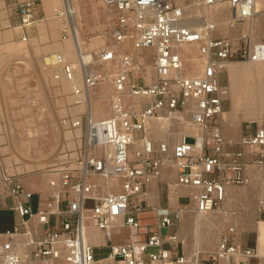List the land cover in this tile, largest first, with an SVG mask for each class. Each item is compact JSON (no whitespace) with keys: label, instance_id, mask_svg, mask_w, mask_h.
I'll return each instance as SVG.
<instances>
[{"label":"built area","instance_id":"2783aa9c","mask_svg":"<svg viewBox=\"0 0 264 264\" xmlns=\"http://www.w3.org/2000/svg\"><path fill=\"white\" fill-rule=\"evenodd\" d=\"M104 2L116 9L115 40L152 51L150 70L139 72L140 64L129 50L118 53L114 47H104L96 53L93 66L119 61L111 70V112L98 118L84 111L65 121L84 131L83 144L62 152L60 165L48 180L52 190L45 197L39 194L36 206L35 192L0 162L11 208L20 217L14 229L4 233L7 238H0V264H189L179 232L188 205L148 204L149 184L159 180L165 168H172L175 180L167 182L168 201L186 198L193 211L207 213L224 205L230 188L246 183L249 166L264 165V124L246 123L241 137L234 140L225 138L220 120L228 95L221 76L232 61L264 62V39L250 33L236 40L215 37L218 23L209 14H201L202 24L195 26L185 17L188 7L173 0ZM256 2L193 0L200 8L227 3L230 26L255 16ZM38 11L36 0L19 3L24 28L36 22ZM54 14L64 21L63 38L71 36L65 5L55 8ZM27 40L24 33L22 41ZM187 44L199 46L195 75H187V60L181 53ZM54 68L56 79L69 80L82 69L61 53ZM105 76L97 68L86 70L72 91L89 96ZM2 98L0 89V123ZM157 120L174 121L171 129L177 123L196 131L177 140L172 132L156 138ZM178 189L186 192L178 194ZM32 219L44 226L40 237L34 236ZM91 228L102 233L103 244L89 241ZM123 229L129 230L128 236L115 243V235H122ZM234 232V227L228 228L217 248L198 264H244L258 257L257 247L239 245ZM99 247L106 251L99 254Z\"/></svg>","mask_w":264,"mask_h":264},{"label":"rangeland","instance_id":"374dc122","mask_svg":"<svg viewBox=\"0 0 264 264\" xmlns=\"http://www.w3.org/2000/svg\"><path fill=\"white\" fill-rule=\"evenodd\" d=\"M38 1L41 2L42 0ZM79 1L83 11L81 18L83 37L88 40L91 36H100V38L105 40L107 45L105 47L115 48L118 46V48H115L118 53L124 51V47H120L122 44H119L113 35L116 23V9L113 6L107 5L104 0ZM173 1L188 7L195 6L193 0ZM61 3V0H58L52 4L51 10L50 12L47 11L44 20H39L29 29L28 33L26 32L28 40L22 41L23 27L19 26V22L10 24L7 20V17L10 16L7 0H0V32L7 30H11L12 32L11 37L6 38L0 36V89L2 91L4 112V118L0 123V160L3 161L7 172L17 175L26 188L28 183L40 186L45 180H49L52 175V171L49 172V170H54L60 165L59 161L62 152L64 150L78 149L79 145L83 144L84 131L80 137L75 136L71 139L68 137L67 132L70 131L72 134L76 135V128L70 127L65 121L75 118L77 116L76 114H82L85 109H73V107L78 104L69 100V97L74 94L72 89L65 90L62 78L56 79L54 76L55 68L53 63L55 60H52L54 58L53 44L64 39L61 33L64 21L60 20L54 14V9L61 7ZM215 7H220V13L216 12V15L210 10ZM211 8L204 9L197 7L199 12H194L191 16L199 15L197 17L199 18L200 15L204 13L214 16L218 23L225 18L229 20V8L227 3L218 4ZM207 10H209V12ZM255 16L258 19H263L262 22H264V10L258 12ZM244 22L237 24L238 29L242 28ZM262 25L263 23L255 26V33L257 34H254V36L258 37V39H264V29H261ZM40 29L42 31H40ZM70 37L69 35L67 38ZM18 41L21 43H17L14 49H8V43ZM28 45L33 46L29 47ZM47 46L51 48H46ZM102 48H104V46L95 48L93 50L94 56ZM194 48H196V46ZM127 49L133 51L130 46H127ZM133 53L135 56L137 55L135 51H133ZM148 54L147 52L145 53V51L140 52L139 56L142 57V59L138 60L140 64L139 72L150 70L151 58ZM237 62L248 63L242 61ZM118 66V59L112 63L94 64V68L102 71L104 75H106L107 70L118 68ZM190 67L191 66H188V68ZM227 71L226 69V72L221 76L222 82L228 89L223 112H232L236 88L234 92L229 90L230 78ZM104 81L103 79L92 91L97 99H103L105 103L107 102V106L111 112L110 96L113 90L111 87L108 95L104 96L102 92V83ZM254 86L262 88L264 86V77L257 78L250 74L242 75L241 81L239 82V95L248 92V90ZM224 117L221 116L220 119L223 127ZM160 122L164 127V133L161 135L156 133L158 136H165L168 132H172L174 134L173 139L177 140L185 133H191L190 128L183 124L175 123V127L171 129L169 125L174 123L172 120H162ZM248 122L264 124V116L261 121L256 119L253 121H243L241 127H245V124ZM180 125H183L181 126V128H183L182 130L180 129ZM169 128L171 130H169ZM251 170H253V172L249 173ZM246 178V183L230 188L236 191H246V199L229 206L230 196H228L227 202L215 213L220 217L217 221V226L214 228L216 233L215 246H217L220 236L232 225L229 214L235 212L241 217L245 214L246 216L249 215L245 217V222L241 220L243 227L240 233H238V231L234 232L235 241L237 237H239L243 240H247L250 247H256L255 243L258 238V250L261 247L259 245L260 234L256 226L258 219L264 220V191L262 190V188H264V165L249 166L246 171ZM162 190L166 194L165 185L162 186ZM183 202L187 203L189 211L192 210L193 204L191 202L187 200ZM188 212L184 214L185 218L182 217V221L180 222L181 227L179 226L186 255L188 253L192 254L196 247V242L191 241L190 238L192 229H190V227H185L186 216L192 214L191 212L188 214ZM127 236L128 231L124 230L122 235H116L114 237V241L115 243H119ZM201 246L202 251L200 252L199 263L208 256L211 250H214V248H207L204 244ZM97 251L99 254L102 252L104 253L106 248L97 249ZM259 255L264 257V253H262L261 250H259ZM189 264L193 263L190 262Z\"/></svg>","mask_w":264,"mask_h":264},{"label":"bare ground","instance_id":"6f19581e","mask_svg":"<svg viewBox=\"0 0 264 264\" xmlns=\"http://www.w3.org/2000/svg\"><path fill=\"white\" fill-rule=\"evenodd\" d=\"M57 1L58 0H45V3L46 4L50 3L52 5ZM61 2L62 3L60 5L62 7L65 5L66 10H67V16L65 17V19H67V21L69 22V24L71 26V37L67 38V39H63L62 41L53 44L54 58L52 60H55L53 63V64H55L56 60H57V54L61 53L66 57L67 60L81 65L82 69H78L76 71L75 78L73 80H69V79L62 77V83H63L64 89L70 90V89H73V87L76 84H81V81L83 79V74H84V72H86V70L91 72L94 69V66L92 64L93 59H94L93 50L95 48H98V46H104L105 47L107 45L105 43V40L103 38H100V36H91L90 38H88V40H86L83 37V34H82L83 30L81 28V26H82L81 18L83 15L82 14L83 11H82L81 4H80L79 0H61ZM204 9H206V8H204ZM210 10L212 11L213 14H215L216 12L220 13V7L211 8ZM262 10H264V0H257V2H256L257 13L261 12ZM207 11L209 12V10H207ZM194 12L195 13L199 12V9H197V7H195V6H191V7L186 8L185 17L187 19L189 18L190 22H193V25L200 26L202 24V19L200 17H199L200 19L197 18L199 15L198 16L197 15L191 16V14H193ZM228 14H229V12H228ZM262 21H263V19H258L256 16H253L250 19L245 20V22L242 24V32L243 33H250V34L252 33V35L257 34V33H255L256 32L255 26L263 23L261 29H264V22H262ZM184 22L188 23L187 20H185ZM218 24H219V28L221 29V31L223 33H227L230 31V28H229L230 25H229L228 18L221 20ZM39 27H40V25H39ZM16 28H20V27H16ZM40 31H42V30L40 29ZM11 35H12L11 30L0 32L1 37L4 36L7 38V37H11ZM17 43L19 44L21 42L18 41V42L8 43L7 44L8 49H10V50L14 49L15 46L17 45ZM125 44L120 45V47L121 46L125 47ZM33 45H31V46H33ZM31 46H29V47H31ZM49 47L50 46H47L46 48H49ZM130 47L133 49V51H135L137 53L135 58H137L138 60H141L142 57H140L139 55H140V52L142 49H135V48H133V46H130ZM193 47H194V44H187V45H184V47H183V52L185 53L187 65L191 66L190 68H188V66H187V75H195L198 71V67H199V63H200L199 58L197 56L198 47H197V45H196V48H193ZM35 48L38 49L37 47H35ZM115 48H118V46H116ZM197 62H198V65H197ZM226 69L228 70L227 72H228L229 78H230L229 90L231 92H234L235 88H236V90H235V95H234V99H233V111L232 112H223L222 117L225 116L224 117L225 120L223 122L225 130H229L228 133H230L231 136H233V134H235L237 132V129L240 130L243 121H246V120L253 121L255 119L261 121V119L264 116V86L262 88L259 86L258 87L254 86L253 88L248 90V92H245V93H242L241 95H239V90H240L239 89V82L241 81V76L250 74V75L256 76L257 78H263L264 77V62L239 63L237 61H232L227 65ZM111 72H112L111 70H107L106 76L104 78L105 81L102 83V90H103L102 92L104 93V96L108 95V93L112 87ZM148 80L149 79H147V81ZM57 90H58V88H57ZM69 100L73 101V103H75V104H78V105L74 106L73 109H75V110H81V109L84 110L85 109V111H89L92 114V116H94V117H106L110 114V109L107 106V102L105 103V101H103V99H97L94 96L93 91L91 92V94L89 96L87 95L86 97H84L82 95L78 96V95L73 94L69 97ZM76 115H79V114H76ZM181 126H183V125H180V129L182 130L183 128H181ZM187 127L190 128L189 126H187ZM153 131H154V136L157 138L158 137L164 138L167 136V135L158 136V135H161L162 133H164V127H163V125H161L160 120H157L154 122ZM190 131L192 132V131H196V130L190 128ZM81 133L82 132L80 129H76V135L72 134L70 131L67 132V135H68V137H70L72 139L75 136L80 137ZM12 136H13V134H12ZM228 139H234V138L228 137ZM54 146H56V145H54ZM28 147H30V146H28ZM39 158H41V157H39ZM51 171L52 170H49V172H51ZM252 172H253V170H251L249 173H252ZM1 178H2V170L0 167V179ZM32 185H36V184H32ZM262 190L264 191V188H262ZM228 196H230L229 197L230 202L228 205L231 206L233 203H236L239 201H241V202L244 201L246 199L245 197H247V194H246V191H244V190L236 191V190L229 189ZM172 198H173V196H172ZM174 198H176V196H174ZM227 200H228V197H227ZM189 212H191L192 214L186 216L185 227H190V229H192V235L190 236V238H191V241L196 242V247L194 248V251L192 252V254L188 253L186 256L188 258V261L192 262L193 264H198L200 252L202 251V246H201L202 244H204L207 248H210V249L214 248V250H215L217 248V246H215L216 233H215L214 228L217 226V221L220 217H219V215L215 214V213H217V210H214L212 212H207V213H201V212L193 211V210H190ZM189 212H188V214H189ZM249 214H250V212H249ZM248 216H246V214H245L243 217H241L238 214H236L235 212L230 213L229 218L231 219L232 225L229 226V228L234 227V231L235 232L238 231V233H240V231L242 230V227H243L241 220H244V222H245V220H246L245 217H248ZM183 218H185V215H183ZM256 229L258 230V232L260 234V244L259 245L261 247L259 250H261V252L264 253V220H261V219L257 220ZM187 231H188V229H187ZM184 236H186V235H184ZM187 236H189V235H187ZM0 238L6 239L7 235H5V234L1 235ZM88 239L93 244H103L105 242L103 239V236H101V234L94 229H91L89 231ZM237 239H239V237H237ZM237 243H239V242L237 241ZM259 250H258V252H259ZM211 251H213V250H211ZM165 264H174V263H165Z\"/></svg>","mask_w":264,"mask_h":264},{"label":"crops","instance_id":"0c3cea01","mask_svg":"<svg viewBox=\"0 0 264 264\" xmlns=\"http://www.w3.org/2000/svg\"><path fill=\"white\" fill-rule=\"evenodd\" d=\"M24 1H26V0H7V5L9 6V10H10V16L7 17V20L10 22V24L19 22L20 23L19 26L23 27V25L21 23V18H20L19 12H18V5H19V3L24 2ZM36 1L39 4V11L37 13V20H36V22H38L39 20H44L47 11L50 12L52 6H51L50 3L49 4H45L44 0H42L41 2H39L38 0H36ZM228 15H230V10H229V14ZM211 17L213 18V20H215L218 23L217 19L214 16H211ZM239 23L241 24L242 22H238L237 24H239ZM237 24L234 25V26H229V28L231 27V29L227 33H223L221 31V29L219 28V24H218V28L213 33V35L215 37H221L222 36V37H228V38H231L233 40H236L243 33L242 32V28L238 29ZM33 25L25 27V28L23 27V34L26 33V32L28 33L29 29ZM196 45H197L198 50H199L198 44H194V47ZM127 46H131V45L126 43L125 47L123 49L130 51V49H127ZM144 51H145V53L147 52V54L148 53L150 54L152 52L150 49H142L141 52H144ZM181 53L185 56V53L183 52V47L181 48ZM197 56H198V52H197ZM199 67H200V63H199ZM112 90H113V86H112ZM222 127H223V125H222ZM228 131L229 130H225V127H223V134H224L226 139H228V137H232V138H234V140H238L241 137V135L243 134V132H244V126H242L240 128V130L237 129V132L235 134H233V136H231V134L228 133ZM0 162L2 163V165L4 167L3 161L0 160ZM4 170L7 172L5 167H4ZM9 174H11V173H9ZM93 180H94V178H93ZM172 180H175V171H174V169L165 168L162 177L159 180H155V181H153L152 183L149 184L148 189H147V194L145 196V201L148 204L157 205V206H167L169 203L172 206H177L179 202H183L184 200L185 201L187 200L188 202H190L186 198H182V199H180V201H178L177 199L168 201L167 182H171ZM32 184L33 183H31V184L28 183L27 188L35 192V197H34V200H33V204H34V206H36V203H37V200H38V195L40 194L41 196L45 197L46 195H48V193H50L52 188L49 186L48 180L47 181L45 180L43 182V184H41L40 186L32 185ZM164 185H165V188H166V194L162 190V186H164ZM177 192H178V194H184L186 191L184 189H178ZM12 203H13V200H12V197H11V195L9 193V190L3 184L2 178H1L0 179V219H1L0 220L1 221L0 234H4V233H6L9 230H13L15 225H17V223L20 221V217L18 216L17 212H15L11 208ZM183 203H185V202H183ZM30 227L34 231V236L36 238L40 237L42 235V231L44 229V226L38 224L36 219H32L30 221ZM91 229L96 230L95 228H91ZM23 230H24V228L22 227V231ZM124 230H127L129 232L128 229H123V231ZM96 231L99 232L101 234V236H103L100 231H98V230H96ZM116 235H120V234H116ZM19 237L20 238H24V235H20ZM103 239H104V237H103ZM237 241L239 242L238 244L241 245V246H249L247 240H243V239L239 238V239L236 240V242ZM255 244H256V247L258 249V238H257V241H256ZM98 245H101V244H98ZM96 249H104V248H100L99 247V248H96ZM244 264H264V257L259 255L258 257H255V258L247 260Z\"/></svg>","mask_w":264,"mask_h":264}]
</instances>
